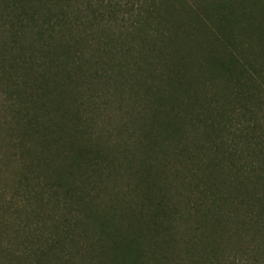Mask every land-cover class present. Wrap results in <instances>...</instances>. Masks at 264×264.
I'll return each mask as SVG.
<instances>
[{
    "label": "trees",
    "instance_id": "trees-1",
    "mask_svg": "<svg viewBox=\"0 0 264 264\" xmlns=\"http://www.w3.org/2000/svg\"><path fill=\"white\" fill-rule=\"evenodd\" d=\"M257 240L264 0H0V264H237Z\"/></svg>",
    "mask_w": 264,
    "mask_h": 264
},
{
    "label": "rangeland",
    "instance_id": "rangeland-1",
    "mask_svg": "<svg viewBox=\"0 0 264 264\" xmlns=\"http://www.w3.org/2000/svg\"><path fill=\"white\" fill-rule=\"evenodd\" d=\"M259 243V240H257L256 244L238 245L240 246L238 249L228 251L227 254L237 264H264V245Z\"/></svg>",
    "mask_w": 264,
    "mask_h": 264
}]
</instances>
